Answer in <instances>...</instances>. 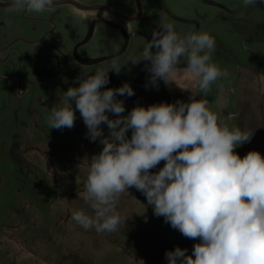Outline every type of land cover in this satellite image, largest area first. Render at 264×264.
<instances>
[{"label":"rangeland","instance_id":"obj_1","mask_svg":"<svg viewBox=\"0 0 264 264\" xmlns=\"http://www.w3.org/2000/svg\"><path fill=\"white\" fill-rule=\"evenodd\" d=\"M94 1L128 18L135 17L133 0ZM139 1L142 14L134 21L78 12L71 7L44 11L50 18L62 13L68 23L97 24L93 40L80 49L85 58L107 56L119 49L122 39L118 34L111 44L104 43L111 33L105 23L123 26L130 41L118 58L86 66L68 52L67 58H40L52 50L22 46L16 48L31 58H8L6 65H0V264H168L166 251L179 247L191 255L193 245L200 242L185 238L163 217L155 216L145 196L135 188L128 189L130 195L120 197L117 212L127 219L116 232L84 230L71 219L76 210L94 215L81 194L89 161L102 145L99 139L92 142L87 138V128L74 102L76 119L71 129L49 128L47 117L62 103L69 87H78L97 70L109 71V82L102 90L124 83L133 89L131 97L117 96L124 103L122 115L136 106L189 102L191 92L182 90L188 87L196 99L207 100L221 125L254 131L250 142L234 149L237 155L242 158L249 151H258L264 156V4L245 7L243 0ZM9 15L0 14V21L9 24L0 23V48L4 39L15 34L13 16ZM162 22L171 23L182 37L193 32L214 37L212 62L228 76L213 83L207 95L200 93L195 80L183 71L184 59L174 83L158 81L156 87L148 83L150 74L145 66L150 62L133 63ZM24 36L32 38L28 31ZM113 63L122 66L119 75L112 70ZM13 75L19 77L20 85L10 80ZM107 115L116 118L112 113ZM101 129L107 136V125L102 124ZM126 136L131 138V130ZM163 163L150 171L158 172Z\"/></svg>","mask_w":264,"mask_h":264},{"label":"clouds","instance_id":"obj_2","mask_svg":"<svg viewBox=\"0 0 264 264\" xmlns=\"http://www.w3.org/2000/svg\"><path fill=\"white\" fill-rule=\"evenodd\" d=\"M258 3L264 0H243L245 7ZM56 6L57 0H9L7 5L12 12L35 13ZM215 49V39L208 33L182 37L171 23L162 22L133 63L150 62L145 66L148 83L156 87L158 81L174 83L184 59L183 71L207 95L213 83L228 76L212 62ZM121 67L113 63L112 70L119 75ZM108 72L97 70L78 87H69L47 117L49 128L71 129L74 102L87 138L99 139L102 145L89 161L81 194L94 215L76 210L71 219L84 230L116 232L127 219L117 212L120 197L135 188L155 216L185 238L200 241L191 255L179 247L166 251L168 264H264V156L249 151L241 158L234 151L250 142L254 131L221 125L207 100L196 99L188 87L182 90L191 92L189 102L136 106L122 115L124 103L117 96L131 97L134 91L128 83L102 90L109 82ZM102 124L107 125V136ZM161 161L163 167L152 173Z\"/></svg>","mask_w":264,"mask_h":264},{"label":"flooded vegetation","instance_id":"obj_3","mask_svg":"<svg viewBox=\"0 0 264 264\" xmlns=\"http://www.w3.org/2000/svg\"><path fill=\"white\" fill-rule=\"evenodd\" d=\"M135 5V17L134 18H128L124 16L123 14L117 12L110 6H107L105 4H101L98 1L94 0H88L86 3H84L82 0H57V6L55 8H63V7H71L74 10L78 12H94L97 14H105L109 17H112L114 19L124 20V21H134L137 20L141 14H142V7L140 5L139 0H133ZM9 3V0H0V14H4V12L9 13V16L12 17L13 21V28H14V37L4 39V44L0 48V65H6L8 63V58H31L30 55L25 54L20 49H17L16 47H22V46H45L44 48H49L52 50L51 53L47 54H41L40 58H67V54L69 53L71 58H85L80 55V49L84 46H88L90 42L93 40L97 24L95 22H90L87 25H79L75 24L73 22L68 23V21L65 20V17L61 14H57L54 16H50L45 14L44 11L40 13L35 12H12L8 9L7 5ZM76 5H83V6H94V5H101L106 8H109L110 10L117 12L119 15L111 14L102 10H81L76 7ZM53 9V8H52ZM99 18V16H97ZM6 22L5 26H8V22L6 20H1L0 23L4 24ZM109 21H106L105 25L110 29L108 37L104 39V43L107 41L108 44L111 41L114 42L116 39V35L118 34L121 39L122 43L119 49L114 50L112 53L108 54L112 55L118 52L122 47H124L123 52L118 55V58L120 57L126 50L129 45L130 41V35L129 31H127L123 26L109 22L114 24L117 27H113L108 25ZM37 23L39 25H37ZM1 25V24H0ZM67 26V27H66ZM92 26V27H91ZM28 31V34L31 35V39H28L26 36H24V33ZM3 35L6 33H2ZM89 34V37L87 41L84 42L87 35ZM8 36V35H7ZM126 36V41H125ZM2 37V36H1ZM108 38V40H107ZM70 47V50H65L66 47ZM42 51V50H41ZM68 52V53H67ZM68 55V56H69ZM13 56V57H12ZM103 57V56H99ZM2 58H4L2 60ZM98 58V57H93ZM77 62V61H76ZM78 63V62H77ZM80 64V63H79ZM14 80L17 84L20 83V79L17 75H13L10 77V80ZM20 85V84H19ZM18 85V87H20Z\"/></svg>","mask_w":264,"mask_h":264},{"label":"water","instance_id":"obj_4","mask_svg":"<svg viewBox=\"0 0 264 264\" xmlns=\"http://www.w3.org/2000/svg\"><path fill=\"white\" fill-rule=\"evenodd\" d=\"M76 7L78 9L85 10V11H89V10H102V11H105V12H108V13H111V14L119 15L117 12L115 13L114 11L110 10L109 8H106V7L101 6V5H94V6H83V5H78L77 6L76 5ZM108 25L113 26V27H117L114 24L109 23V22H108ZM88 37H89V34L87 35V37L84 40V42L87 41ZM125 41H126V36H125ZM123 50H124V47H122L115 54H112V55H109V56H103V57H98V58H75V59H76V61L78 63H80L82 65H86V66H88V65H94V64H98V63L104 62V61L109 60V59H113L114 57H117L118 55H120L123 52Z\"/></svg>","mask_w":264,"mask_h":264}]
</instances>
